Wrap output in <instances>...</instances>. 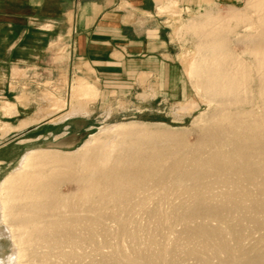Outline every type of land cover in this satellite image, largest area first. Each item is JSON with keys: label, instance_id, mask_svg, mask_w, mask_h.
<instances>
[{"label": "bare ground", "instance_id": "obj_1", "mask_svg": "<svg viewBox=\"0 0 264 264\" xmlns=\"http://www.w3.org/2000/svg\"><path fill=\"white\" fill-rule=\"evenodd\" d=\"M259 26L252 42L264 54ZM227 72L194 143L134 125L75 154L27 152L0 186V209L26 199L11 217L24 244L20 264H264V98L245 110L244 80ZM70 180L85 183L83 194L49 198L56 182Z\"/></svg>", "mask_w": 264, "mask_h": 264}, {"label": "rangeland", "instance_id": "obj_2", "mask_svg": "<svg viewBox=\"0 0 264 264\" xmlns=\"http://www.w3.org/2000/svg\"><path fill=\"white\" fill-rule=\"evenodd\" d=\"M263 2L236 0L207 2L198 9L182 10L177 5L161 9L162 42L155 57L146 59L136 73L126 71L118 78L100 80L88 72H74L64 56L62 78L57 82L53 81L54 75L50 78L44 73L17 75L15 78L24 80L20 82L23 89L37 94L42 102V118L54 112L62 116L57 122H42L39 128L21 133L6 123L12 120L9 115L13 112L0 110V160L5 161L0 163V186L27 152L48 149L75 154L86 141L104 138L116 126H144L153 132L179 134L194 143L219 105L211 98L227 89L220 81L222 67L227 68L228 79L244 80L237 91L252 101V105H244L246 108L235 105L231 109H256L260 98H264V67L260 66L264 54L254 48L252 39L264 23L258 18ZM56 136L62 138L55 141ZM77 169L79 173L80 166ZM84 191V182L59 181L48 196L67 201ZM20 198L8 200L0 209V264H20L25 259L16 256L24 244L16 241L11 221L13 204L26 201ZM41 212L58 211L47 208Z\"/></svg>", "mask_w": 264, "mask_h": 264}, {"label": "crops", "instance_id": "obj_3", "mask_svg": "<svg viewBox=\"0 0 264 264\" xmlns=\"http://www.w3.org/2000/svg\"><path fill=\"white\" fill-rule=\"evenodd\" d=\"M235 1L0 0V110L13 112L6 123L14 132L26 133L62 116L54 112L42 118V102L37 94L23 89L20 82L24 80L17 75L44 73L54 75L57 82L62 78L64 56L74 72H88L100 80L118 78L126 71L136 73L146 59L155 57L162 42L161 9L174 5L198 9L207 2Z\"/></svg>", "mask_w": 264, "mask_h": 264}]
</instances>
